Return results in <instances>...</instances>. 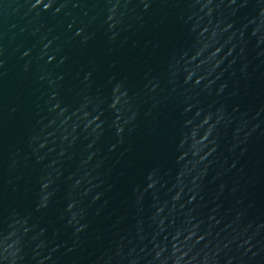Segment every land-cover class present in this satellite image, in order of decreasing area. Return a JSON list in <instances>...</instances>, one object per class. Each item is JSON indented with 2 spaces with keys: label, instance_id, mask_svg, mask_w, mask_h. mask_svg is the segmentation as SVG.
<instances>
[{
  "label": "water",
  "instance_id": "water-1",
  "mask_svg": "<svg viewBox=\"0 0 264 264\" xmlns=\"http://www.w3.org/2000/svg\"><path fill=\"white\" fill-rule=\"evenodd\" d=\"M0 264H264V0H0Z\"/></svg>",
  "mask_w": 264,
  "mask_h": 264
}]
</instances>
